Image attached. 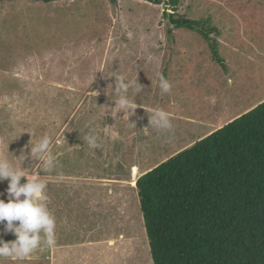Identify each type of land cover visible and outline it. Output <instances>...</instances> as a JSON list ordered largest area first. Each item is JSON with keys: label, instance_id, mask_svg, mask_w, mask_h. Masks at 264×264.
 Returning a JSON list of instances; mask_svg holds the SVG:
<instances>
[{"label": "rangeland", "instance_id": "obj_1", "mask_svg": "<svg viewBox=\"0 0 264 264\" xmlns=\"http://www.w3.org/2000/svg\"><path fill=\"white\" fill-rule=\"evenodd\" d=\"M249 1L250 11L263 9L255 13L262 26L229 5L242 6L247 16ZM261 4L185 0L179 7L182 15L211 17L208 27L220 28L221 35L210 38L217 39L224 71L203 58L209 51L204 37L170 24L165 16L174 13L169 0L4 2L0 145L11 142L9 153L16 158L23 152L27 158L21 166L31 172L39 161L31 158L30 140L49 136L58 167L39 175L60 178L50 180L47 189L56 218L55 245L37 250L31 259L0 264H153L134 187L137 177L264 102ZM199 52L202 62L184 71L182 65ZM116 74L142 86L143 97L137 101L140 95H135L141 107L129 117L136 129L119 108L112 113L115 102L109 94ZM161 74L172 86L167 94L158 87ZM155 109L170 114L171 135L149 124ZM204 112L206 120L199 118ZM91 128L101 136L97 149L84 140ZM8 183L0 182L5 202ZM0 236L5 242L16 239L3 235V224Z\"/></svg>", "mask_w": 264, "mask_h": 264}, {"label": "trees", "instance_id": "obj_2", "mask_svg": "<svg viewBox=\"0 0 264 264\" xmlns=\"http://www.w3.org/2000/svg\"><path fill=\"white\" fill-rule=\"evenodd\" d=\"M184 1L169 0L174 13L165 16L177 30L204 37L209 51L203 58L227 71L217 39L210 38L221 35L220 28L208 27L211 17L182 15ZM229 5L245 20L262 24L255 13L263 9L250 11L251 1L247 16L242 6ZM194 58L181 67L187 73L202 62L201 52ZM138 94L137 101L143 92ZM205 113L199 118L206 120ZM135 189L153 264H264V102L146 171Z\"/></svg>", "mask_w": 264, "mask_h": 264}, {"label": "clouds", "instance_id": "obj_3", "mask_svg": "<svg viewBox=\"0 0 264 264\" xmlns=\"http://www.w3.org/2000/svg\"><path fill=\"white\" fill-rule=\"evenodd\" d=\"M115 80V89L113 91L110 86L111 93L109 94L115 102V109L112 113L119 108L127 117L129 127L136 129V124L130 123L129 117L134 114L138 107H141L135 101V94L143 92L142 86L138 81L133 83L120 74L115 75ZM158 87L161 94H167L171 91L172 86L161 74L158 77ZM130 89L133 90L132 95H129ZM104 108L106 109V116L109 110ZM149 124L169 135L173 133L170 114L162 109L153 111L149 117ZM141 130L145 135H148V128ZM84 140L89 149L100 147L101 136L95 128H91ZM9 144L0 145V182L9 181L6 189L7 202L0 198V224H3V235L12 234L16 239L5 242L0 236V262L4 259L13 261L31 259L32 254L37 250L45 246H54L56 243V218L49 208L50 198L47 189L50 180L60 177L49 176L46 178V175L43 177L39 175L40 171L45 174L51 173L58 167L57 158L52 151L51 138L44 135L35 143L30 140L31 158L39 161L31 172L21 166L27 157L23 152L19 158L14 157L9 153ZM22 178L26 180L23 184H21ZM135 184L137 185V181ZM3 195L4 193H0V197ZM22 196L23 199H21Z\"/></svg>", "mask_w": 264, "mask_h": 264}, {"label": "crops", "instance_id": "obj_4", "mask_svg": "<svg viewBox=\"0 0 264 264\" xmlns=\"http://www.w3.org/2000/svg\"><path fill=\"white\" fill-rule=\"evenodd\" d=\"M186 116H187V118H186V119L188 120V119H189V116H188V115H186ZM189 120H190V119H189ZM176 123H178V124H180V125H181L183 122H182V123H180V122H177V121H176ZM208 134H209V133H208ZM203 137H205V135H204ZM200 139H201V138H200ZM149 145H151V144H149Z\"/></svg>", "mask_w": 264, "mask_h": 264}, {"label": "water", "instance_id": "obj_5", "mask_svg": "<svg viewBox=\"0 0 264 264\" xmlns=\"http://www.w3.org/2000/svg\"><path fill=\"white\" fill-rule=\"evenodd\" d=\"M136 185V184H135Z\"/></svg>", "mask_w": 264, "mask_h": 264}]
</instances>
